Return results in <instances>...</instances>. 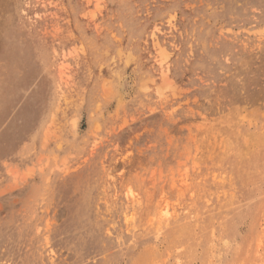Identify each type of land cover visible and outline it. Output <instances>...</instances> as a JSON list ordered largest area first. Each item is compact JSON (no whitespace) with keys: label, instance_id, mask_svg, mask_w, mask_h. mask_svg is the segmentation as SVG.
Masks as SVG:
<instances>
[{"label":"rangeland","instance_id":"374dc122","mask_svg":"<svg viewBox=\"0 0 264 264\" xmlns=\"http://www.w3.org/2000/svg\"><path fill=\"white\" fill-rule=\"evenodd\" d=\"M0 264H264V0H0Z\"/></svg>","mask_w":264,"mask_h":264}]
</instances>
